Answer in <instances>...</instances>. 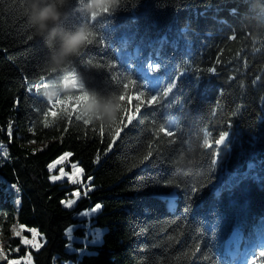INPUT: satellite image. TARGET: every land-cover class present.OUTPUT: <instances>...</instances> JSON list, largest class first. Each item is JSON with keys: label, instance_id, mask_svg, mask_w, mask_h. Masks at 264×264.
<instances>
[{"label": "trees", "instance_id": "16d2710c", "mask_svg": "<svg viewBox=\"0 0 264 264\" xmlns=\"http://www.w3.org/2000/svg\"><path fill=\"white\" fill-rule=\"evenodd\" d=\"M250 2L122 0L93 21L69 0L63 25L88 24L104 40L71 66L85 91L119 95L128 75L135 81L130 96L138 87L146 95L162 89L170 76L177 85L156 104L142 105L106 152L109 130L126 122L122 111L105 126L57 109L45 126L51 105L39 90L52 78L45 71L49 50L32 33L26 0H0V144L7 149L0 156V224L8 226L0 264L27 255L15 235L23 226L46 240L31 251L34 264H208L212 256L211 264H243L264 224V18ZM150 56L163 62L159 73L149 71ZM138 102L121 103L132 114ZM160 125L174 137L157 135ZM222 131L224 144L203 146ZM149 147L152 155L140 164ZM64 154L93 187L71 208L64 201L76 186L52 181L49 169ZM193 187L198 191L189 197ZM97 204L90 221L103 229L102 239L84 242L87 220L76 215Z\"/></svg>", "mask_w": 264, "mask_h": 264}, {"label": "clouds", "instance_id": "9594fccd", "mask_svg": "<svg viewBox=\"0 0 264 264\" xmlns=\"http://www.w3.org/2000/svg\"><path fill=\"white\" fill-rule=\"evenodd\" d=\"M68 4L69 0H26L27 22L32 33L42 39L49 50L45 71L51 73L52 78L39 90L48 105L68 101L84 90L81 77L70 69L74 59L80 57L87 46L90 30L86 25L75 28L63 25ZM101 6V0H78L74 11L91 18ZM249 8L257 14H264V0H251ZM86 92L88 100L76 109L80 120L105 126L115 124L120 114L119 96L104 95L95 90Z\"/></svg>", "mask_w": 264, "mask_h": 264}, {"label": "snow or ice", "instance_id": "6c2138e0", "mask_svg": "<svg viewBox=\"0 0 264 264\" xmlns=\"http://www.w3.org/2000/svg\"><path fill=\"white\" fill-rule=\"evenodd\" d=\"M122 2V0H116V2H111V0H101V4L102 6L100 8L97 9V12L93 14V16L90 18L91 20H96L98 16L102 15V14H109L112 11L115 10V8ZM242 3L244 4H248L249 0H242ZM86 26L89 28V40L87 43V46L85 47L88 48L89 46L93 45L94 42L98 43V44H103L104 40L100 39L97 41L96 36L97 34L91 30V26L86 24ZM234 38V37H233ZM28 39H32V36H29ZM161 43H163V41H161ZM139 54V49H137V55ZM149 60L153 61L152 63L148 64V69L149 71H151L152 73H159L161 71L162 68V61L160 60H156L155 57L150 56L148 58ZM88 64L92 65L93 61L92 60H88ZM95 66L97 68L102 66V62H97L95 64ZM108 67L111 68H115L116 65L114 64H109L107 65ZM139 67H143V65L139 66ZM208 71H214V69L209 68ZM149 78L148 74L145 73L143 76H140V79H146ZM154 78V77H153ZM112 79L117 81V83H119V81L121 80V77L119 75L113 74L112 75ZM123 79L127 80L126 83H123V91L118 95L119 96V100H120V110L123 113V117L126 118V122L124 121V119H122L121 121L117 122L115 127H113L112 129L109 130V136H110V140L109 143L107 145L106 148V152L107 151H111L113 146L116 144V141L118 140V138L121 135V132L123 131L124 128L128 127L129 124H132V122L134 120H136V114L140 113L141 111V107L142 105H144L145 103L147 105H154L156 104V102L161 99L164 96H167L168 94L172 93L173 90L176 88V81L175 79H172V77H169V81L166 83V86H164L162 89H160V86L157 85L155 88H149V92L146 95L145 91L140 90V88L138 87L136 89V91L130 96L129 95V85L130 84H134L135 81L132 80L131 76H124ZM140 87H144L143 85H141ZM155 93V94H152ZM130 99H135L137 101H139L138 103L135 104V112L132 114H129L128 111V106L127 103H121V102H126L127 100ZM88 100V95L87 92L84 91L83 89L81 90V93L79 95H76L72 98H70V100L68 101H63V102H57L55 104L51 105V108L48 110V112H46L44 114V123L45 126H47L48 124V118L49 117H53L55 118L57 116V109H59L60 111H62L64 113V115L71 117L73 112H76V109L78 108V106L83 103L86 102ZM71 102V103H70ZM77 119H80L79 116H77ZM83 123L85 125H89L92 123L91 120H84ZM159 133H163L165 136L167 137H174V132L170 131L167 129V127L165 125H160L157 129V135ZM99 134L101 137L104 136V128L103 126H101L99 128ZM207 133H206V137H207ZM228 136V132L227 131H222L220 133H218V138H216L214 140V144L213 141H211L210 139L206 138L204 140V147L208 148V147H213L215 146H220L222 144H224L226 138ZM174 142L172 140L169 141ZM153 153V149L152 147H149L146 154L143 155V157L140 159L139 163L143 164L145 161H147L150 156ZM66 156L69 154H65ZM65 157H61V159H64ZM99 155H97L96 157V162H99ZM212 164L215 165L216 164V160L214 159L212 161ZM75 167V165H74ZM251 167V165L249 166ZM82 171V170H81ZM53 180L58 179V177L53 176L52 177ZM198 191L197 188L193 187L190 189V191L187 193V195L189 197H191L193 194H195ZM101 206L99 204L96 205V209H99ZM33 232V236L35 237V235H37V233L35 232V230H31ZM257 240L252 243L249 247L245 248L243 256L245 257L243 264H264V224H262L258 229H257ZM25 243H33V241H28L25 240ZM238 243V241H237ZM197 251H199V245L196 246ZM216 257L212 256L208 259V264H211V262L213 260H215ZM9 264H19L18 260H11L9 262Z\"/></svg>", "mask_w": 264, "mask_h": 264}, {"label": "rangeland", "instance_id": "374dc122", "mask_svg": "<svg viewBox=\"0 0 264 264\" xmlns=\"http://www.w3.org/2000/svg\"><path fill=\"white\" fill-rule=\"evenodd\" d=\"M262 18H264V14H260ZM31 144L42 147L44 142ZM6 145L0 144V156H5L6 154ZM61 157H65L61 159ZM57 160H55L50 166L49 169L52 172L51 180L66 182L68 185H75L76 189L73 190L71 197L64 201V206L67 208L74 207L77 202L82 198L88 195V192L93 189V187L89 184V181L83 180V170L78 165V163H73L70 160V155H63ZM75 165V167H74ZM82 170V171H81ZM56 176L58 179L53 180L52 177ZM1 197V196H0ZM101 208V207H100ZM96 209V206L87 208L81 212H79L76 216L80 219L87 220V228H86V237L83 239L84 242H99L102 239L103 229L98 227H93L91 225L90 219L94 216L99 210ZM33 228L21 227L15 233L16 236H22V243L29 248L27 255L24 258H16L12 260H18L19 264H34L33 256L31 251L40 249L44 243L46 242L45 238L38 232L37 229H34L37 235L33 236V232L31 231ZM74 226L70 227L67 230V236L70 241L75 239L74 235ZM8 226H3L0 224V247L3 241L8 237L7 236ZM26 234H23V233ZM28 233V234H27ZM33 241V243H25L24 241ZM72 248V245L69 244V249ZM1 249V248H0ZM11 261V260H10Z\"/></svg>", "mask_w": 264, "mask_h": 264}]
</instances>
